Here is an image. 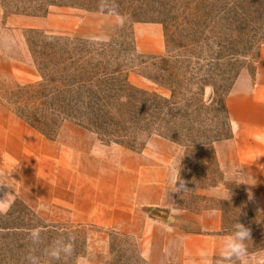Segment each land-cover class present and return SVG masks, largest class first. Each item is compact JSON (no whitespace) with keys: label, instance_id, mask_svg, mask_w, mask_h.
I'll return each mask as SVG.
<instances>
[{"label":"rangeland","instance_id":"rangeland-1","mask_svg":"<svg viewBox=\"0 0 264 264\" xmlns=\"http://www.w3.org/2000/svg\"><path fill=\"white\" fill-rule=\"evenodd\" d=\"M32 1L0 0V101L17 116H19L17 113H21L30 122L45 128L50 136L56 139L61 132L69 133L67 128H85L77 124L76 120H65L62 124L61 118L56 120L57 125L54 124L51 119L56 114L51 111V105L48 102L45 106V103H41L45 94L41 91L52 90L54 83L50 79L60 76L59 64L55 63V58L61 47L65 50L64 56H76V58H91L101 52L111 58V64L124 68V72L128 70L129 81L132 84L148 90H156L163 95H171L172 91L148 79L144 73L156 76L161 82L167 75L163 56L170 55L173 74L169 77L171 80L169 84L174 89L172 101H182L178 106L180 108L178 111L182 115L178 116L176 122L181 123L182 116L186 113V136L179 134L174 137L175 142L157 132L151 135L139 133L135 143L139 151L136 152L142 153L152 139L174 144V147L170 148L159 143L156 158L160 164H164L167 157L170 160L172 155L178 158L176 161L180 178L178 185L183 181V188L189 187V192L179 189L175 206L196 210L218 207L224 214L226 233H230L232 225L238 221L250 229L251 240L247 241L249 253L264 250V218L252 211L246 195L245 183L224 182L234 191V197L230 199H216L191 192V189H209L224 181L222 170L212 159L211 147L199 148L192 144V140H201L205 135L210 140L213 137L223 140L232 136L229 111H225L223 107V98L227 100L230 92L225 97V91L212 101V86L203 89L204 78L211 68L210 56H215L213 51H217V47L211 45L204 48L197 47L192 52H188L193 54L192 62L188 66L186 63L182 66L181 60L186 59V49H181L178 45L186 43V31L170 25L175 24L174 21H170V24L151 21L133 23L134 17L131 15L109 16L82 7L59 5L50 6L44 15L12 13L17 7L40 12L53 0ZM77 1L81 4H96L102 8L111 7L115 10H131L141 2V0H100L98 3ZM162 1L167 3L173 0ZM224 1L230 6L238 2H246V0ZM252 14L254 17L247 20L246 28L254 27L258 32H264V6L260 11ZM162 16L164 18V15ZM28 20H33L32 24H28ZM224 23L231 22L224 21ZM100 45H105L104 50L95 52L93 47ZM260 49L257 52V59L252 57L247 63L248 68L241 69L246 64L245 59L244 64L238 66L236 70L240 73L235 81L243 72L255 75ZM255 53L254 50V56ZM226 64L227 61L222 60L219 65L214 64L212 69L218 72L219 68L227 67ZM230 76H233V73ZM38 83L41 84L25 88L29 84ZM45 99L48 100V97ZM178 111L166 108L162 114L167 119H172ZM23 121L30 125L25 119ZM47 124L52 125L46 127ZM93 133L96 142L109 151L112 165H116L121 150L126 147L116 142L106 143L101 139L114 137H103ZM123 134L131 136L128 133ZM132 138L133 136L123 137L127 143H131ZM213 143L211 146L214 147ZM143 155L146 156L144 153ZM208 156L211 160H208ZM153 213L158 214L160 218L166 217V211L162 209L157 211L154 208ZM35 227L43 229L41 233L43 240L39 246H33L28 239V231ZM69 236L74 238V255L67 264H73L76 257L83 258L82 264H183L173 257L177 252L176 247H166L162 238L158 239L160 245L151 257L146 254L145 240L137 238L134 234L99 224L71 222L65 215L51 209L44 208L39 211L31 209L19 198L15 199L7 214L0 215V264H27L25 258L30 249L35 247L36 254H41L51 241L60 237L67 239ZM166 252L171 253L172 256L166 258ZM218 258L219 255L214 260ZM53 264H63V261H54Z\"/></svg>","mask_w":264,"mask_h":264},{"label":"crops","instance_id":"crops-1","mask_svg":"<svg viewBox=\"0 0 264 264\" xmlns=\"http://www.w3.org/2000/svg\"><path fill=\"white\" fill-rule=\"evenodd\" d=\"M226 103L232 136L214 143L224 181L191 192L230 199L234 191L224 182H243L252 211L264 218V45L255 75L241 73ZM67 129L69 133L48 138L0 101V200L12 207L19 198L31 209H51L71 222L129 232L145 240L151 257L159 238L166 247H176L173 257L183 264H199L200 250L212 260L219 255L221 240L228 234L222 209L175 206L178 190L189 192L171 179L178 158L167 157L164 164L156 158L159 143L170 148L174 144L152 139L142 153L124 148L112 165L109 151L96 142L93 132ZM154 208L166 211V217L154 214ZM262 253L249 254L251 258ZM170 256L166 252V258Z\"/></svg>","mask_w":264,"mask_h":264},{"label":"trees","instance_id":"trees-1","mask_svg":"<svg viewBox=\"0 0 264 264\" xmlns=\"http://www.w3.org/2000/svg\"><path fill=\"white\" fill-rule=\"evenodd\" d=\"M26 1L33 2L32 0ZM86 1L98 3L100 0ZM263 2L264 0H246V2H238L230 6L224 0H173L167 3L162 0H141L131 10H115L111 7L102 8L96 4H81L77 0H53L48 2L40 12L17 7L12 13L44 15L50 6L59 5L82 7L108 14L131 15L134 17L133 23L151 21L170 24V21H174L175 24L170 25L186 31V43L178 45L179 48L186 49V59L181 60L182 66L185 63L188 66L192 62L193 54L188 52H192L197 47L204 48V46L211 45L218 49L213 51L215 56H210L211 68L203 81V89L206 86H212L211 99L213 101L225 91V97L228 95L240 73L236 69L240 64H244V59L246 64L241 69L249 67L247 63L252 57L257 59V52L264 45V32H258L254 27H246L247 20L254 17L252 12L260 11V8L264 6ZM145 14L158 16H144ZM224 21L231 23L225 24ZM93 48L97 52L104 50L105 45ZM64 52L65 50L61 47L55 58V63L59 64L60 76L50 79L54 83L53 89L41 91L45 92L44 100L41 103H45V106L48 102L51 105V111L56 114L51 119L54 124L57 125L56 120L59 118L62 119V124L65 120H76L77 124L100 136L114 137L106 140L101 138L104 142H116L134 151H139L135 146L139 133L151 135L153 132H157V134L164 135L175 142L174 137L179 134L186 136V113L183 114L181 123L176 122L179 119L178 116L182 115L178 111L180 110L178 106L182 101H172L174 89L169 84L171 82L169 77L173 74L172 63L169 60L171 59L170 55L163 56L166 61L164 70L167 75L161 82L156 76L144 73L148 79L172 91L171 95H163L156 90H148L132 84L129 81L128 70L124 72V68L118 65L114 66L111 64V58L101 52L91 58L64 56ZM222 60L227 61V67L219 68L218 72L214 71L213 65H219ZM232 73L233 76H230ZM40 84H29L25 88ZM47 97L48 100L45 99ZM223 107L225 111H228L225 98H223ZM166 108L178 112L172 116V119H167L162 114ZM158 113L159 116H157ZM17 114L32 127L53 139L45 128L30 122L23 114ZM47 125L46 127H51L52 124ZM123 133L133 136L131 143H127L123 139L124 136L130 138L131 136ZM219 139L221 138L213 137L210 140L205 135L201 140H192V144L199 148L210 146L213 153L212 159L218 165L215 149L211 145ZM208 160H211L209 156Z\"/></svg>","mask_w":264,"mask_h":264},{"label":"clouds","instance_id":"clouds-1","mask_svg":"<svg viewBox=\"0 0 264 264\" xmlns=\"http://www.w3.org/2000/svg\"><path fill=\"white\" fill-rule=\"evenodd\" d=\"M174 186L179 178V170L171 177ZM184 187L183 181H180V188ZM178 190V189H177ZM11 203L0 200V215L7 214L10 211ZM43 229L40 227L32 228L28 231V239L33 246H39L42 243ZM251 240V232L248 227L240 222L232 225V231L223 236L219 249V258L212 260L208 257L205 250H200L199 264H264V253L251 255L248 251L247 241ZM74 255V238L69 236L57 238L45 247L41 254H36L35 247L30 249L26 256L27 264H53L54 261H63L67 264ZM82 257H76L73 264H82Z\"/></svg>","mask_w":264,"mask_h":264}]
</instances>
